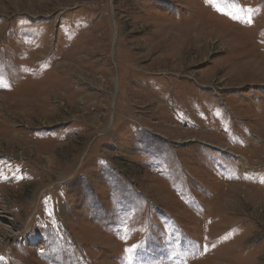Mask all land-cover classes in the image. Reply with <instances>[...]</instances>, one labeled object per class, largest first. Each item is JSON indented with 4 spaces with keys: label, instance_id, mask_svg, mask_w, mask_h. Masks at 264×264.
<instances>
[{
    "label": "rangeland",
    "instance_id": "374dc122",
    "mask_svg": "<svg viewBox=\"0 0 264 264\" xmlns=\"http://www.w3.org/2000/svg\"><path fill=\"white\" fill-rule=\"evenodd\" d=\"M0 81V264H264V0H0Z\"/></svg>",
    "mask_w": 264,
    "mask_h": 264
},
{
    "label": "snow or ice",
    "instance_id": "6c2138e0",
    "mask_svg": "<svg viewBox=\"0 0 264 264\" xmlns=\"http://www.w3.org/2000/svg\"><path fill=\"white\" fill-rule=\"evenodd\" d=\"M3 84V82L2 81H0V85H2ZM3 86H6V85H3Z\"/></svg>",
    "mask_w": 264,
    "mask_h": 264
}]
</instances>
